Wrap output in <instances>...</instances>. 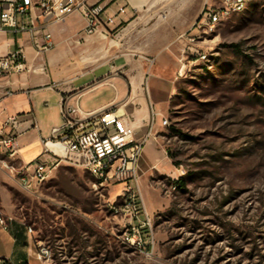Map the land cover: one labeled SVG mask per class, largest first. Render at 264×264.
Listing matches in <instances>:
<instances>
[{"label":"rangeland","instance_id":"374dc122","mask_svg":"<svg viewBox=\"0 0 264 264\" xmlns=\"http://www.w3.org/2000/svg\"><path fill=\"white\" fill-rule=\"evenodd\" d=\"M206 2L217 0H170L168 21L127 22L107 40L81 33L71 45L59 73L80 78L73 93L115 74L141 77L145 57L170 56L178 72L160 117L168 125L154 131L157 167L139 179L136 212L124 208V184L66 163L31 194L0 170V216L27 227L29 264H264V0L193 44L181 36ZM113 95L103 87L81 107ZM148 167L142 154L140 176ZM39 246L50 255L38 259Z\"/></svg>","mask_w":264,"mask_h":264},{"label":"built area","instance_id":"2783aa9c","mask_svg":"<svg viewBox=\"0 0 264 264\" xmlns=\"http://www.w3.org/2000/svg\"><path fill=\"white\" fill-rule=\"evenodd\" d=\"M245 1L206 2L197 20L181 37L189 36V41L195 44L197 38L205 39L214 34L217 30H211V22H216L218 13H225L231 18L233 7ZM110 4H90L88 0H0V31L14 36L30 33L36 55L42 56L55 47L49 28L73 15L81 17L84 37L110 38L125 23L128 15L127 6L118 5L110 9ZM210 4L218 5V13L210 12ZM195 52L198 59L206 57ZM146 60L154 63V58ZM27 70V59L22 49L0 56V77ZM59 107L61 124L52 128L50 137L43 140V154L31 162H24L20 158L16 118L6 120L5 126L11 125L13 129L5 132L0 128V170L21 190L31 194L54 170L66 163L88 171L101 184H124L128 193L124 208L136 212L141 177L139 161L145 142L153 135L158 122L164 127L168 125V120H160L161 113L151 106L148 132L145 137L137 138L132 123L121 107L85 112L79 105V97H74L72 92L61 96ZM147 224L150 225L148 218ZM0 225L7 226V220L2 216ZM28 231L32 232V229L29 227ZM49 255L47 247L39 246L38 259Z\"/></svg>","mask_w":264,"mask_h":264},{"label":"crops","instance_id":"0c3cea01","mask_svg":"<svg viewBox=\"0 0 264 264\" xmlns=\"http://www.w3.org/2000/svg\"><path fill=\"white\" fill-rule=\"evenodd\" d=\"M88 2L106 5L111 3L110 9H115L118 5L127 6L128 15L124 21L128 22V27L160 21V17L162 21L169 19L168 15L162 12L166 13L170 10V0H88ZM175 4L178 5L179 1ZM83 26V21L78 15H73L65 22L51 26L49 30L55 47L42 56L36 55L30 33L14 36L0 31V56L22 49L27 59V71L0 79V128H3L5 132L12 131L13 127L5 126V122L8 118H16L19 154L24 162H31L43 154L45 150L43 140L50 137L53 127L61 124H58L61 96L72 92L73 85L80 78L63 79L59 69L68 67L71 45L74 43L79 45L80 40H77V37L82 33ZM161 28L169 32V25L165 26L163 22ZM184 29L182 26L173 28L176 34L177 31L181 32ZM81 37L88 40L94 36L81 35ZM161 54L157 58L150 57L154 58V63H149V67L143 62L140 64L141 77H123L115 74L107 82L87 91L72 92V94L74 97H79L81 107V100L85 96L103 87H110L114 93L113 97L102 101L93 110L85 112L121 107L132 123L137 138H143L149 129L151 106L162 115V108L167 105L174 92L175 81L171 76L172 73L178 72V68L170 56L163 52ZM146 58L149 57H145V60ZM53 106L58 111L57 116L51 110ZM156 127H160V122ZM154 136L153 132L144 145L143 160L149 167L147 171L141 173V177L146 173L152 174L157 167L155 159L158 153L155 149L156 137ZM0 173L3 175L2 172ZM6 220V227L0 225V264H29L32 249L27 245V227L10 217Z\"/></svg>","mask_w":264,"mask_h":264},{"label":"bare ground","instance_id":"6f19581e","mask_svg":"<svg viewBox=\"0 0 264 264\" xmlns=\"http://www.w3.org/2000/svg\"><path fill=\"white\" fill-rule=\"evenodd\" d=\"M252 0H246L241 5H238L237 7H233L232 9V15L240 13L246 9L248 4ZM210 12L211 13H218V5L217 4H210ZM229 17L225 15V13H218L216 22H211V30H217L218 27L225 22Z\"/></svg>","mask_w":264,"mask_h":264},{"label":"trees","instance_id":"16d2710c","mask_svg":"<svg viewBox=\"0 0 264 264\" xmlns=\"http://www.w3.org/2000/svg\"><path fill=\"white\" fill-rule=\"evenodd\" d=\"M179 181H180V183L182 184V181H183V180H182V179H180Z\"/></svg>","mask_w":264,"mask_h":264}]
</instances>
